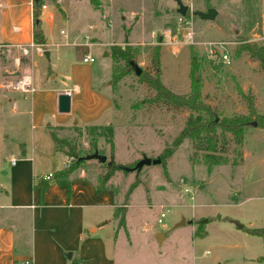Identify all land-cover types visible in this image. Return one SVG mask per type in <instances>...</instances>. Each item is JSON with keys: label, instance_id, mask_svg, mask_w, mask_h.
I'll return each mask as SVG.
<instances>
[{"label": "rangeland", "instance_id": "1", "mask_svg": "<svg viewBox=\"0 0 264 264\" xmlns=\"http://www.w3.org/2000/svg\"><path fill=\"white\" fill-rule=\"evenodd\" d=\"M58 1L43 0L48 9H39L46 31L50 28L48 14L57 13L63 20L56 21L49 35L50 41L59 44L49 47L51 62L45 54L38 56L35 52L29 58L31 63L36 62L33 74L38 82L42 75L56 73L61 67L67 69L70 63L86 65L84 57L91 53L95 59V85L112 96V109L98 123L99 128L52 131L63 153L55 160L61 170L70 168L75 156L91 154L95 149L108 156V162L86 161L78 171L84 169L89 177H95L105 173L112 160L124 168L117 170L109 182L122 204L118 224L127 211L126 227L118 233L114 231L113 239L107 233L109 252L116 263L264 264V236L250 233L264 229V128L256 124L257 116L264 115V66L248 52L236 56L240 43H263L264 0H209L218 15L213 21L191 15L195 33L192 44L184 41V26L179 22L175 0H100L107 4V10L105 5L103 10L96 9L91 0ZM62 5L67 14L60 10ZM191 5L196 9L193 11L207 10L205 0H193ZM132 12L138 15L134 17ZM61 29L68 32L67 38L61 35ZM162 34L167 38L163 40ZM72 36L79 45L71 44ZM91 38L105 45H94ZM211 42L227 43L229 64L209 57ZM111 43L136 47L138 53L132 61L144 73L159 75L163 85L179 96L191 92V62L193 57L196 59L199 69L195 75L202 83L203 102L216 113L215 154L227 158L226 164L209 168L204 162L210 153L204 150L206 144L191 137L174 146L190 116L197 118L198 113L150 102L156 91L132 68L120 73V81L115 83ZM154 47L161 48L159 67L152 61ZM11 63L12 60L6 62ZM120 66L124 67V63ZM12 89L17 90L14 85ZM250 100L255 106L253 116ZM1 114L0 170L6 176H0V182L6 184L11 174L9 155L20 158L19 143L30 146L40 132L31 130L27 115L15 117L11 106ZM239 117L250 120L241 146L232 133L220 126ZM48 139L53 145V139ZM71 148L74 156L68 154ZM168 149L171 152L161 164L146 165L140 172L125 170L134 168L144 157L157 159ZM71 157L74 159L65 168ZM134 183H138L136 188L127 196ZM5 189L0 188V199ZM162 213L166 216L159 223ZM0 215L16 214L6 210ZM183 218L186 225L178 227Z\"/></svg>", "mask_w": 264, "mask_h": 264}, {"label": "crops", "instance_id": "2", "mask_svg": "<svg viewBox=\"0 0 264 264\" xmlns=\"http://www.w3.org/2000/svg\"><path fill=\"white\" fill-rule=\"evenodd\" d=\"M99 2L101 5L96 9L105 5L107 10V4ZM60 10L67 14L63 5ZM33 12L30 0H0V119L3 117L1 113L11 106L15 117L27 115L31 130L40 132L39 137L32 138L30 146L19 143L20 158L9 155L11 174L6 184L0 182V188H6L0 199V211L12 210L16 214L0 215V264H72V260L80 264H117L109 252L107 236L109 233L113 239L121 228L116 209L122 204L115 191L110 186L108 190L97 192V175L89 177V172L82 169L67 179L71 188L68 194L66 181L53 182L62 167L56 166L55 160L63 153L55 151V143L50 144L48 139L52 140V130L99 125L112 109V96L95 85L92 63L84 62L86 65L83 66L70 63L67 69L61 67L56 73L42 75L36 82L37 77L33 74L36 62L31 63V58L22 56L16 48L34 43ZM137 15L132 12V16ZM57 20V13L48 14L50 28L46 31L40 19L46 39L45 52L50 46H59L49 38ZM15 27L20 29L19 32L14 31ZM60 31H65V38L69 36L65 29ZM75 37L72 36L71 43L74 46L79 45ZM91 41L94 45H105L96 38ZM49 53L51 62L52 53ZM87 55L92 57L91 53ZM18 56H22L19 68L13 62ZM10 60L11 65L6 64ZM23 77L31 78L33 93L12 89ZM68 92L71 111L60 113L58 97ZM74 119L76 121L72 124ZM13 160H16L15 164ZM4 173L0 170V176H6ZM49 173H53L54 178L49 180L51 184L42 200L35 185ZM69 253H72L71 258H68Z\"/></svg>", "mask_w": 264, "mask_h": 264}, {"label": "trees", "instance_id": "3", "mask_svg": "<svg viewBox=\"0 0 264 264\" xmlns=\"http://www.w3.org/2000/svg\"><path fill=\"white\" fill-rule=\"evenodd\" d=\"M54 2H57V0H53ZM94 7L99 8L100 2L99 0H91ZM43 0H40L38 4H34V12H33V19H34V29H33V40L35 44L39 45H46V39L44 37L43 31L41 29V25L39 28L36 27L35 21L37 19H40V12L39 9L42 7ZM148 50H150L148 48ZM160 47H154L153 48V63L156 67L160 66ZM248 52L254 57L256 60H258L263 66H264V41L261 45L257 44H249V43H240V46L236 52V56L240 55L243 52ZM138 53V49L136 47H133L129 44H127L125 47H121L119 45H113L111 47V55L114 60V70H113V81L115 83L120 81V73L125 72L124 70L127 68H131L130 61L135 60V57ZM124 63V67L120 66V63ZM199 69V65L196 64V59L193 57L191 62V75H192V88L191 92L188 95L179 96L171 91H169L160 80L159 75H151L146 74L142 72L140 78L141 80L148 84L152 89L156 91V95L151 99L150 102L152 103H161L166 105H172L176 108H184L188 109L192 113H198V117L195 118L193 115L190 116L187 126L182 132L181 136L175 141L174 146H180V144L183 142V140L186 137H191L197 142L206 144L207 147L204 148L207 153L205 157V163L209 166V168L226 164L228 162L227 158H224L223 156L216 155L215 152H217V138H216V113L211 109V107L203 102L202 98V83L201 80L196 79V72ZM120 71L117 73V71ZM240 94L244 96V93L242 90H240ZM248 98L247 96H244ZM253 100V99H252ZM250 100V116L255 115V106L253 101ZM249 116V117H250ZM249 117H239L232 119L230 121H225L224 123L220 124L222 126L224 131H228L233 134V136L236 139V143L241 146L244 141V130L245 127L248 124ZM256 124L262 128H264V115L257 116ZM91 129L99 128L97 125L90 126ZM110 132H112V128L109 127ZM205 133V135H202ZM50 135L55 143V151H60V149L57 148V143L59 141V138L55 134V132L51 131ZM202 136V137H201ZM109 143L113 145V141L110 139ZM67 145H70L67 144ZM62 151V150H61ZM171 149H168L164 152V154L161 156L162 162H165L166 156L170 154ZM68 154L71 156H74V149H69ZM85 162H78L76 159H74L73 168L70 166L68 169H63L58 171L55 174V179L53 182H64L66 181L68 194L71 193L70 184L67 181V179L70 177V175L75 172L78 168H80ZM124 169L121 166L115 165L113 160L111 161V165H107V171L105 173H101L97 176V183H96V191L101 192L104 190H108L110 188L109 182L111 178L113 177V174L117 170ZM51 182L46 180H39L36 183V188L40 190L41 198L43 200L44 194L47 190V188L50 186ZM138 183H134L128 193V195H131L132 191L136 188ZM121 208V207H120ZM120 208L116 209V218L118 216V213L120 212ZM120 226L125 227L126 226V211L124 210V213L122 214L121 220H119ZM252 235L256 236H264V229H255L250 231ZM72 264H80L77 260H72Z\"/></svg>", "mask_w": 264, "mask_h": 264}, {"label": "built area", "instance_id": "4", "mask_svg": "<svg viewBox=\"0 0 264 264\" xmlns=\"http://www.w3.org/2000/svg\"><path fill=\"white\" fill-rule=\"evenodd\" d=\"M31 1V5L32 7L34 8V3L32 0ZM185 6H188V13H187V16L183 17L181 16L180 14V19H179V22L181 25L184 26V31H185V34H184V41H186L187 43H191L194 41V36H195V33H194V29H193V26H192V23H191V20L190 18L192 19V16H193V6L191 5L192 1L193 0H180ZM47 6L46 5H43L42 6V10H46ZM190 13L189 17H188V14ZM192 15V16H191ZM19 28L18 27H15L14 28V31L15 32H19ZM61 35L66 37V34H65V31H61ZM162 38L163 40L165 38H167V34H162ZM263 39L264 41V21H263V34L262 36L260 37ZM177 40V39H176ZM173 44V43H172ZM178 44V43H177ZM226 44L225 42H211L208 44L209 46V57H211L213 60H216V58H218V60H222L224 63H230V55L226 49ZM16 48H18L20 51H21V55L24 56V57H31L33 52H35L38 56H43L45 54V49L42 48L41 46L35 44V43H31L29 46H17ZM21 56V57H22ZM21 57H16L14 59V65L19 68L21 65H22V59ZM85 63H93L95 61V59L89 55H87L84 60H83ZM14 88H16L18 91H21V92H31L33 93L34 92V88L32 86V81H31V78L30 77H23L22 79L18 80L15 85H14ZM67 94L70 95V93L68 92ZM74 158H69L68 160V164L65 165V168H68L71 164V161L73 160ZM16 160H13L12 163L15 164ZM54 178V174L53 173H49L48 175H46L44 177V180L46 181H49L51 179ZM166 215L164 213L161 214V217L159 219V223H162L163 222V218L165 217Z\"/></svg>", "mask_w": 264, "mask_h": 264}, {"label": "water", "instance_id": "5", "mask_svg": "<svg viewBox=\"0 0 264 264\" xmlns=\"http://www.w3.org/2000/svg\"><path fill=\"white\" fill-rule=\"evenodd\" d=\"M34 4H38L40 0H32ZM176 4H177V13L180 14L181 16L185 17L187 16L188 13V6H185L180 0H175ZM206 1V11H195L193 13V16H198L202 19L205 20H210L213 21L216 16L218 15L217 11L212 7V4L209 2V0H205ZM36 23V27L39 28L40 27V19H37L35 21ZM45 57L50 60V53L49 51L45 52ZM130 66L132 68V70L135 72V74L137 76H141L143 70L141 69V67L134 61H130ZM58 110L60 113H69L71 111V97L69 94L67 93H63L60 94L58 97ZM75 159L78 162H86V161H93L96 160L98 162H100L101 164H106L108 162V156L103 155L99 152L98 149H95L93 153L91 154H87L85 156H75ZM162 163V159L161 157L157 158V159H151L148 157H144L142 160H140L137 165L134 168H125L126 171H136V172H140L142 170V168L146 165H157V164H161ZM186 219H182V221L177 225L179 226H184L186 225ZM190 223V222H189ZM240 228H242V226H239ZM72 257V253L68 254V258Z\"/></svg>", "mask_w": 264, "mask_h": 264}, {"label": "flooded vegetation", "instance_id": "6", "mask_svg": "<svg viewBox=\"0 0 264 264\" xmlns=\"http://www.w3.org/2000/svg\"><path fill=\"white\" fill-rule=\"evenodd\" d=\"M195 12V11H194Z\"/></svg>", "mask_w": 264, "mask_h": 264}]
</instances>
